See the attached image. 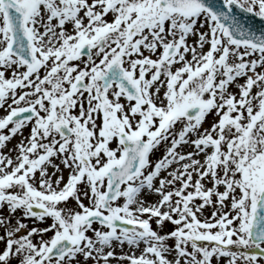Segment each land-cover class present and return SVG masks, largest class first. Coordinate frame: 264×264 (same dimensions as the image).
I'll return each instance as SVG.
<instances>
[{
	"label": "snow or ice",
	"instance_id": "obj_1",
	"mask_svg": "<svg viewBox=\"0 0 264 264\" xmlns=\"http://www.w3.org/2000/svg\"><path fill=\"white\" fill-rule=\"evenodd\" d=\"M249 17L264 0H0V264H264Z\"/></svg>",
	"mask_w": 264,
	"mask_h": 264
},
{
	"label": "water",
	"instance_id": "obj_2",
	"mask_svg": "<svg viewBox=\"0 0 264 264\" xmlns=\"http://www.w3.org/2000/svg\"><path fill=\"white\" fill-rule=\"evenodd\" d=\"M247 23L259 31H264V20H261L260 18L249 17Z\"/></svg>",
	"mask_w": 264,
	"mask_h": 264
},
{
	"label": "rangeland",
	"instance_id": "obj_3",
	"mask_svg": "<svg viewBox=\"0 0 264 264\" xmlns=\"http://www.w3.org/2000/svg\"><path fill=\"white\" fill-rule=\"evenodd\" d=\"M212 119H213L212 116H209V117H208V122L205 123V127H208V124L212 121ZM28 131H29V129L27 128V130H26V134L28 133ZM24 132H25V130H24ZM16 143H17V142H13V143L10 145V148H11L13 145H15ZM111 146H112V147H115V141L112 142ZM160 154H161V151H160V150H157L155 156L153 157V159H155L156 157H158ZM65 171H66V170H65ZM151 199H155V197H151ZM72 203H74V202H72ZM5 211H6V209H5ZM168 227H172V225L169 224ZM2 231H3V230L0 229V232H2Z\"/></svg>",
	"mask_w": 264,
	"mask_h": 264
},
{
	"label": "bare ground",
	"instance_id": "obj_4",
	"mask_svg": "<svg viewBox=\"0 0 264 264\" xmlns=\"http://www.w3.org/2000/svg\"><path fill=\"white\" fill-rule=\"evenodd\" d=\"M233 90H234V91L236 90L235 87H233ZM0 114H3V111H2V110H0ZM26 130H27V128L25 129V134H26ZM19 139H20L19 136L14 137V138L8 143V148H10V145H11L13 142H17ZM8 148H5L4 151H7ZM65 176H67V170L65 171ZM0 247H3V245L0 244Z\"/></svg>",
	"mask_w": 264,
	"mask_h": 264
}]
</instances>
